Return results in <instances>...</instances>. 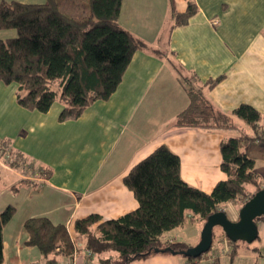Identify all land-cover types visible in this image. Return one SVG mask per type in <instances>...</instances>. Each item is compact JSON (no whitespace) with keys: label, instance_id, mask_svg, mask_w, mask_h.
<instances>
[{"label":"crops","instance_id":"crops-1","mask_svg":"<svg viewBox=\"0 0 264 264\" xmlns=\"http://www.w3.org/2000/svg\"><path fill=\"white\" fill-rule=\"evenodd\" d=\"M190 2L196 11L181 22L176 15L186 13ZM119 22L147 46L134 52L116 91L76 119H59L61 100L47 112L24 107L17 99L18 84L0 81V150L9 144L39 167L29 172L23 164L7 162L0 151V212L9 205L16 207L3 230L5 264H49L38 247L26 243L24 223L31 217L66 225L76 240L73 257L51 255L56 264L74 263V258L76 264H94L97 256H89L75 221L92 213L112 219L137 209L139 201L124 182L134 165L165 145L180 156L182 178L209 193L228 178L221 167L222 141L257 135L233 110L241 104L255 107L262 114L258 132L264 131V0H123ZM8 33L0 39L12 37ZM184 76L193 78L216 109L232 116V128L177 126V115L190 102ZM247 150L261 177L264 141L257 139ZM240 208L229 202L223 209L237 220ZM258 223L259 238L253 247L231 241L215 227L212 250L208 258L199 259L200 264H264V235L260 236L264 220ZM203 226L188 214L183 225L163 238L194 246ZM111 254L115 252L102 256ZM131 264L192 261L160 252Z\"/></svg>","mask_w":264,"mask_h":264},{"label":"trees","instance_id":"trees-1","mask_svg":"<svg viewBox=\"0 0 264 264\" xmlns=\"http://www.w3.org/2000/svg\"><path fill=\"white\" fill-rule=\"evenodd\" d=\"M122 2L1 0L0 31L15 30L17 34L0 39V81L17 83L18 102L29 109L47 112L56 100H61V121L76 119L95 101L108 99L121 83L134 52L147 46L120 24ZM195 11V4L190 2L187 12L176 16L185 22ZM183 79L188 82L185 85L190 102L177 115V126L208 130L234 126L232 116L216 109L193 78ZM233 114L251 124L257 135L231 136L222 141L221 167L228 178L217 182L211 192L186 182L181 176L180 156L161 145L124 178L139 201L137 209L112 219L102 220L92 213L75 221L78 238L92 251L89 256H97L94 264H131L156 254L157 247L187 249L188 243L167 241L164 234L183 225L188 214L192 220L205 223L227 203L242 207L264 188L247 150L257 139L264 141V131L258 132L262 114L250 104H241ZM16 154L19 160L14 164L24 165L27 160ZM15 213L13 205L0 212V264H5L3 230ZM260 220L264 216L257 218ZM24 227L28 233L26 243L38 247L49 264L57 261L52 254H75L76 240L66 225L54 224L48 217H31ZM215 234L214 229L213 241ZM107 252L115 255L102 256ZM202 256L187 258L192 264H200Z\"/></svg>","mask_w":264,"mask_h":264},{"label":"water","instance_id":"water-1","mask_svg":"<svg viewBox=\"0 0 264 264\" xmlns=\"http://www.w3.org/2000/svg\"><path fill=\"white\" fill-rule=\"evenodd\" d=\"M261 216H264V188L257 191L245 202L240 208L239 218L237 220L229 218L224 209L211 214L204 223L200 241L196 245L183 250H174L172 247H157L154 251L157 253L168 251L173 254L198 258L210 251L213 244L214 229L217 226L222 228L223 232L231 241L251 243L259 237V223L257 218Z\"/></svg>","mask_w":264,"mask_h":264},{"label":"rangeland","instance_id":"rangeland-1","mask_svg":"<svg viewBox=\"0 0 264 264\" xmlns=\"http://www.w3.org/2000/svg\"><path fill=\"white\" fill-rule=\"evenodd\" d=\"M8 32H12L11 33V35H12V37H14V36H16V31L15 30H2L1 32H0V36L1 35H7V34H9ZM191 80V79H190ZM190 82V81H189ZM188 83V82H187ZM243 123H244V121H242ZM262 132V131H261ZM238 133H240L239 131H238ZM241 134V133H240ZM253 150H252V152L253 153H256V149H254V147L252 148ZM255 155H257V157H259V155L260 154H258V152H257V154H255ZM19 160V158H18V155H17V159H16V161H18ZM259 161H260V159H259ZM30 162H28V161H26L25 163H24V165H25V169L26 170H29V172L31 171V172H35V171H37L38 169H39V167H36V168H34V165L33 164H29ZM261 163V162H260ZM261 165H262V163H261ZM40 171H42V170H40ZM260 179H261V181H263V183H264V171L263 172H261V177H260ZM186 229V228H185ZM179 231H183V229H179ZM263 235H264V231H261V238L263 237ZM238 242H241L240 244H245L244 246H249V247H253L254 245H256V242H258V240L256 239V240H254L253 242H255V243H253V242H251V243H247V242H244V241H238ZM211 250H212V248H211ZM209 252H206V253H204L203 254V256H204V258L206 259V258H208V254Z\"/></svg>","mask_w":264,"mask_h":264},{"label":"built area","instance_id":"built-area-1","mask_svg":"<svg viewBox=\"0 0 264 264\" xmlns=\"http://www.w3.org/2000/svg\"><path fill=\"white\" fill-rule=\"evenodd\" d=\"M1 154L2 156H4L5 160L7 162H15L17 159V154L15 152H13L12 147L9 144H4L1 147ZM30 164V163H29ZM35 173V172H34ZM76 254V253H75ZM74 254V255H75ZM88 254L91 255L92 251L88 250ZM73 255V256H74ZM66 264V263H65ZM70 264H76L75 258H74V263H70Z\"/></svg>","mask_w":264,"mask_h":264}]
</instances>
